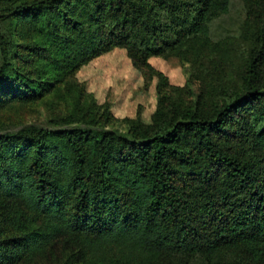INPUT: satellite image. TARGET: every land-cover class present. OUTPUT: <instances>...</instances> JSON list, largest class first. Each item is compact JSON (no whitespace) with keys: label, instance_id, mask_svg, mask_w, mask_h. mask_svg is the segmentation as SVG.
<instances>
[{"label":"trees","instance_id":"1","mask_svg":"<svg viewBox=\"0 0 264 264\" xmlns=\"http://www.w3.org/2000/svg\"><path fill=\"white\" fill-rule=\"evenodd\" d=\"M228 100L159 110L125 134L29 128L0 135V264L61 245L113 264H264V0ZM230 0H0V107L40 98L113 47L134 65L200 54ZM73 255V254H72Z\"/></svg>","mask_w":264,"mask_h":264},{"label":"rangeland","instance_id":"2","mask_svg":"<svg viewBox=\"0 0 264 264\" xmlns=\"http://www.w3.org/2000/svg\"><path fill=\"white\" fill-rule=\"evenodd\" d=\"M257 21L244 0H230L227 13L213 24L215 46L197 56L190 52L151 56L138 67L125 48L113 47L63 73L40 98L0 107V135L29 128H94L125 134L133 122L150 125L159 110L183 111L203 96L215 103L226 101L240 90V70ZM173 261L206 264L199 256ZM33 264L113 263L83 259L58 245L50 257Z\"/></svg>","mask_w":264,"mask_h":264}]
</instances>
